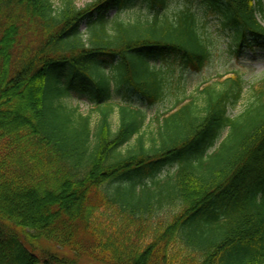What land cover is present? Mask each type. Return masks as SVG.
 <instances>
[{"label": "trees", "instance_id": "trees-1", "mask_svg": "<svg viewBox=\"0 0 264 264\" xmlns=\"http://www.w3.org/2000/svg\"><path fill=\"white\" fill-rule=\"evenodd\" d=\"M129 1L0 0V264H264V78L179 98L182 74L154 60L200 70L204 23L168 0H146L150 18L108 17ZM203 3L236 55L264 50V0ZM121 87L174 104L148 131L140 108L110 101ZM81 88L94 127L63 102Z\"/></svg>", "mask_w": 264, "mask_h": 264}, {"label": "rangeland", "instance_id": "rangeland-1", "mask_svg": "<svg viewBox=\"0 0 264 264\" xmlns=\"http://www.w3.org/2000/svg\"><path fill=\"white\" fill-rule=\"evenodd\" d=\"M55 6H60L62 0H52ZM76 7H84L92 0H73ZM190 7L193 9L201 23H204L206 33L209 35L212 43V54L207 62L200 70L186 69L178 62V58L169 57L166 60L157 58L154 60L156 64L162 62L164 65L171 66L175 74L178 76L182 74V81L179 86L175 88V94L179 98L185 97L186 100L190 96H198L204 84L220 83L225 77L239 73L242 76L244 87L247 89L251 84L259 82L264 78V50H251L245 48L239 55L235 54V47H230V37L225 30L218 23V16L216 12L208 8L203 0H168L167 13L179 10L181 8ZM153 10H151L146 0H130L128 5L121 10L112 9L108 11V17H118L125 21H133L136 18L151 17ZM258 21L264 26V15L257 13ZM82 31L86 29V24H81ZM163 60V61H162ZM76 84V82L74 83ZM179 93V94H178ZM175 95H168L160 102L150 103L149 101L141 99L137 94L125 88H113L110 101L117 105L120 103L131 102L132 106L140 108L146 115L147 130H154L157 127L156 115L168 111L174 104ZM63 102L71 107H77L78 112L83 115H90L91 126L94 127L98 121L97 104L91 100L87 90L73 89L63 99ZM246 105V99L243 97L236 105L228 108L227 114L231 117L238 115ZM110 123L112 128L118 124V115L115 110L110 116ZM227 133L224 129L219 140ZM219 142V141H218ZM217 142V143H218ZM216 143V144H217ZM127 145V144H126ZM174 166L165 168L161 172V176H165L167 171H173Z\"/></svg>", "mask_w": 264, "mask_h": 264}]
</instances>
